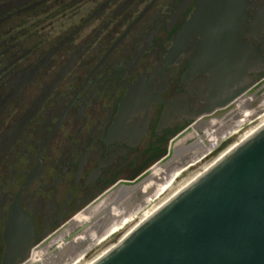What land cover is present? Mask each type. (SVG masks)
Instances as JSON below:
<instances>
[{"label":"flooded vegetation","instance_id":"flooded-vegetation-1","mask_svg":"<svg viewBox=\"0 0 264 264\" xmlns=\"http://www.w3.org/2000/svg\"><path fill=\"white\" fill-rule=\"evenodd\" d=\"M262 104L264 0H0V264H79Z\"/></svg>","mask_w":264,"mask_h":264},{"label":"water","instance_id":"water-1","mask_svg":"<svg viewBox=\"0 0 264 264\" xmlns=\"http://www.w3.org/2000/svg\"><path fill=\"white\" fill-rule=\"evenodd\" d=\"M95 264H264V127Z\"/></svg>","mask_w":264,"mask_h":264},{"label":"bare ground","instance_id":"bare-ground-1","mask_svg":"<svg viewBox=\"0 0 264 264\" xmlns=\"http://www.w3.org/2000/svg\"><path fill=\"white\" fill-rule=\"evenodd\" d=\"M264 127V115L263 117L247 131L241 133L233 141H231L225 148L219 151L216 155L208 159L200 167L196 168L191 174L174 186L170 191H168L163 197H161L152 207H150L145 213L134 220L129 226H127L124 231L115 239H110L99 249H97L92 255L81 261L79 264H95L100 259L105 257L110 251L117 247L122 241L128 238L142 223L154 215L157 211L167 205L172 201L177 195L199 179L202 175L208 172L212 167H214L219 161L226 157L231 151L236 149L243 142L248 140L256 132Z\"/></svg>","mask_w":264,"mask_h":264},{"label":"rangeland","instance_id":"rangeland-1","mask_svg":"<svg viewBox=\"0 0 264 264\" xmlns=\"http://www.w3.org/2000/svg\"><path fill=\"white\" fill-rule=\"evenodd\" d=\"M259 111H260L261 113H264V104L261 105ZM256 118H257V117H256ZM254 119H255V118H254ZM254 119L250 120V119H248L247 117L242 116V117H241L242 125H241L240 128H239V132L243 133V132L247 131L252 125H254V124L258 121V120L253 121ZM200 135H202V137H204L205 134L203 133V134H200ZM197 167H198V165H196L195 167H193L192 170H195ZM188 175H189V172H185V173L183 174V176H182L181 179L186 178ZM181 179H178V181H180ZM160 197H163V195H161ZM157 201H158V199L155 200V202H157ZM153 204H154V202H150V203H148V204H145V205L142 207V209L138 212V214H137L136 216L140 217V216H141L144 212H146V211H147V210H148ZM136 216H135V217H136ZM123 231H124V230H122V231H120V232L114 234L110 239H115V238H117V237L120 235V233L123 232ZM80 233H83V231L80 232ZM68 261H70V260H68Z\"/></svg>","mask_w":264,"mask_h":264}]
</instances>
